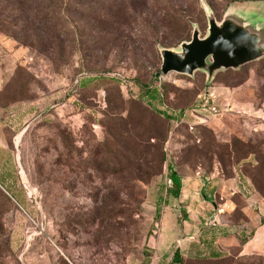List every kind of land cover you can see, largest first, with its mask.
<instances>
[{
  "label": "rangeland",
  "instance_id": "rangeland-1",
  "mask_svg": "<svg viewBox=\"0 0 264 264\" xmlns=\"http://www.w3.org/2000/svg\"><path fill=\"white\" fill-rule=\"evenodd\" d=\"M207 1L221 20L257 0ZM193 23L206 33L199 0H0V264H146L167 210L193 230L203 198L211 210L213 179L195 188L207 176H245L261 206L264 59L211 86L158 76L159 45L190 40ZM207 92L233 110L177 126ZM172 177L181 194L162 208ZM236 249L190 264H264Z\"/></svg>",
  "mask_w": 264,
  "mask_h": 264
},
{
  "label": "crops",
  "instance_id": "crops-1",
  "mask_svg": "<svg viewBox=\"0 0 264 264\" xmlns=\"http://www.w3.org/2000/svg\"><path fill=\"white\" fill-rule=\"evenodd\" d=\"M211 178L216 189V199L210 204L211 210L208 209L209 202L203 198L201 207L204 211H200L199 225L194 230L188 227L190 226L188 220L192 219L190 213L184 212L182 215L176 210H167L162 219L164 236L159 238L158 246L152 247L151 256L146 264H188L193 259L217 260L232 255L236 248L240 256H264V208L260 210V207L264 206V200L258 199L256 202L261 206L252 207L250 199L245 200L239 194V185L235 179H221L217 175L207 176L205 181L203 179L196 181L195 188L202 191ZM187 197V195L181 197L180 201L185 202ZM238 217L241 219L240 222L248 226L243 236L233 233L218 235L206 228L208 220H212L213 224L226 225L225 221ZM250 233L252 235L249 237ZM242 237H248L247 241H242ZM178 248L183 263L175 259L174 252ZM69 263L77 264L72 261ZM79 264L86 262L79 261Z\"/></svg>",
  "mask_w": 264,
  "mask_h": 264
},
{
  "label": "water",
  "instance_id": "water-1",
  "mask_svg": "<svg viewBox=\"0 0 264 264\" xmlns=\"http://www.w3.org/2000/svg\"><path fill=\"white\" fill-rule=\"evenodd\" d=\"M199 1L207 18L206 33L193 23L190 40L177 47L159 45L162 65L158 76L176 73L194 78L202 73L211 86L220 73L240 71L264 59V1L234 2L221 20L207 0Z\"/></svg>",
  "mask_w": 264,
  "mask_h": 264
},
{
  "label": "trees",
  "instance_id": "trees-1",
  "mask_svg": "<svg viewBox=\"0 0 264 264\" xmlns=\"http://www.w3.org/2000/svg\"><path fill=\"white\" fill-rule=\"evenodd\" d=\"M195 108H196V105L194 106V108H192V112L195 111ZM181 124H187V122H183ZM180 124V125H181ZM189 126V125H188ZM203 125H200V126H196L194 127L193 129H191L192 131L198 129L199 127H202ZM190 127V126H189ZM172 180V186L169 187L167 185H165V197L162 201V208L163 207H166L167 204H168V201L170 199H175V198H179L180 197V194H181V188L179 187L177 181H175V179L172 177L171 178ZM239 180H240V192L239 194L244 197V198H249L252 193V183L251 181L249 180H246V177L245 176H241L239 177ZM246 194L248 196H244L243 194ZM168 195H171L168 199L167 196ZM240 216V215H238ZM240 217L236 218V219H239ZM233 227H231L230 225L226 224V225H217V224H213L212 227H211V230L215 233V234H220V235H228V234H237V236H243L244 234H246L247 230H248V226H246L245 223H242V222H234L233 224ZM237 226V227H236ZM246 226V227H245ZM252 235V233L249 234V237ZM248 239V237H242V241L246 242ZM174 255H175V259L178 261V262H181L183 263V259L181 257V252L179 250V248L177 250H175L174 252ZM229 256L225 257V258H221V259H217V260H205L206 262L207 261H212V262H218L220 260H223V259H226L228 258ZM192 261H195V262H202L203 260H198V259H193L191 260ZM188 264H190V262H188Z\"/></svg>",
  "mask_w": 264,
  "mask_h": 264
},
{
  "label": "built area",
  "instance_id": "built-area-1",
  "mask_svg": "<svg viewBox=\"0 0 264 264\" xmlns=\"http://www.w3.org/2000/svg\"><path fill=\"white\" fill-rule=\"evenodd\" d=\"M231 107L228 106L226 108H222L214 98V95L210 92L205 93L199 97L198 104L196 105L195 111L192 112L196 121L194 123H190L189 121L185 120L186 115H180L179 120L177 122V126L183 122H187L191 129L196 126L205 125L207 124V120H213L217 117H221L229 112H231ZM172 180L169 179V187H171Z\"/></svg>",
  "mask_w": 264,
  "mask_h": 264
}]
</instances>
